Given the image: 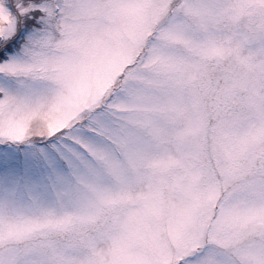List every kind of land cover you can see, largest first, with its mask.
<instances>
[{"label":"snow or ice","instance_id":"6c2138e0","mask_svg":"<svg viewBox=\"0 0 264 264\" xmlns=\"http://www.w3.org/2000/svg\"><path fill=\"white\" fill-rule=\"evenodd\" d=\"M0 264H264V0H0Z\"/></svg>","mask_w":264,"mask_h":264}]
</instances>
